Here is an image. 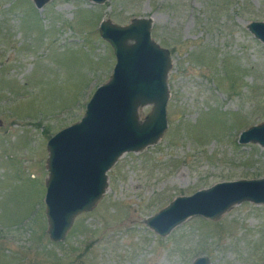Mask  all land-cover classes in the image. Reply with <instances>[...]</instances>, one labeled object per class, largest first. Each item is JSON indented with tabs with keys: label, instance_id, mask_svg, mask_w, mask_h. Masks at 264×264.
<instances>
[{
	"label": "rangeland",
	"instance_id": "obj_1",
	"mask_svg": "<svg viewBox=\"0 0 264 264\" xmlns=\"http://www.w3.org/2000/svg\"><path fill=\"white\" fill-rule=\"evenodd\" d=\"M150 19L171 53L168 127L124 154L97 204L51 241L48 142L79 122L117 63L100 34ZM264 0H0V264H264V206L192 217L166 237L146 220L180 196L264 178V147L240 135L264 123V44L248 29ZM153 106L139 109L145 120Z\"/></svg>",
	"mask_w": 264,
	"mask_h": 264
},
{
	"label": "water",
	"instance_id": "obj_2",
	"mask_svg": "<svg viewBox=\"0 0 264 264\" xmlns=\"http://www.w3.org/2000/svg\"><path fill=\"white\" fill-rule=\"evenodd\" d=\"M104 4L107 0H89ZM42 9L49 0H33ZM152 21L134 19L128 26L110 21L100 25L101 37L116 57L110 80L87 104L84 117L55 134L48 142L46 215L52 242H63L77 216L91 212L108 188L107 173L120 157L156 144L168 127V75L171 53L152 39ZM249 31L264 44V22ZM153 106L141 122L139 109ZM241 144L264 147V123L240 135ZM264 206V178L217 183L191 196H180L146 220L157 235L166 237L192 217L217 221L242 203ZM193 264H211L199 257Z\"/></svg>",
	"mask_w": 264,
	"mask_h": 264
}]
</instances>
